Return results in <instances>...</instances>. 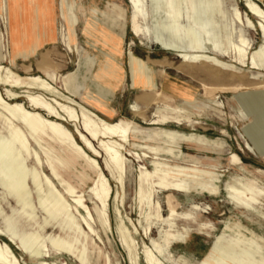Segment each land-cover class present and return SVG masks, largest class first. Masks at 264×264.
Instances as JSON below:
<instances>
[{"label": "rangeland", "instance_id": "1", "mask_svg": "<svg viewBox=\"0 0 264 264\" xmlns=\"http://www.w3.org/2000/svg\"><path fill=\"white\" fill-rule=\"evenodd\" d=\"M64 1L67 8L70 7L73 24L60 18L62 0H50L54 14L43 15L44 18L34 8L40 0H10L11 18L17 22L23 20L24 9L34 10V16L25 12L26 27L31 29L30 35L37 38L39 46L34 56L23 60L16 54L13 59L10 18L5 9L4 21L0 18V34L4 32L6 49L14 61L4 65L21 76L39 75L47 80L52 74L61 78L70 75L68 90L62 79L61 83L58 79L54 87L109 123L119 119L134 123L130 143L125 146L124 189L111 179L106 171L104 153L96 142H91L99 151L97 161L110 180L109 232L93 208L89 188L96 176L82 157L68 144L57 139H40L24 124L17 123L42 160L39 168L32 158L25 157L28 169L43 172L58 187L46 164L51 158L58 174L85 196L94 217L92 227L101 241L87 234L75 212L71 213L73 219L62 215L46 226L44 219L49 215L40 209L29 180V201L34 217L31 223L22 214L17 195L8 192L0 182V228L13 234L20 247L8 243L2 236L0 242L11 248L20 264H37L38 260L30 258V252L38 251L42 245L50 252L49 263L131 264L128 248L118 229L121 217L135 242L139 264H145V246L161 264H264V151L260 152L255 145L252 114L241 101V96L246 97L264 85V40L260 29L248 28L245 22L250 18L257 23L245 7V0H143L146 14L139 23L148 28L149 36H136L131 32L133 9L127 0ZM251 1L264 10V0ZM10 10L8 8V12ZM236 11L241 14L244 25L234 20ZM120 19L125 20V24ZM40 20L52 23L44 27ZM170 21L173 31L177 29L182 36L177 44L183 51L202 53L219 65L205 60L184 63L176 53L164 50L161 40L167 44L175 42L173 34L162 29ZM118 22L125 26L120 46L122 54L116 59L126 76L120 83L115 80V72L105 66L106 58L99 46L83 34L87 23L119 33L123 28ZM62 28L70 39L72 51L60 38ZM18 35L24 33L19 31ZM241 38L247 42L249 59L244 65L230 48ZM3 42L1 38L2 55ZM23 46L30 51L34 45ZM250 58L257 61L260 71L251 70ZM131 59L138 65H133ZM150 81L154 83L152 89ZM12 91L18 99L12 100L9 89L0 86L6 102L22 103L28 111L34 108L26 101L27 95L50 100L47 94L34 90ZM157 93L161 94L159 98ZM132 106L137 107V112ZM5 111L0 107L1 113ZM41 114L62 124L87 154L92 155L79 141L78 132L82 133L79 122L62 114L58 120L44 112ZM6 127L0 116V146L4 158L10 154L5 144ZM245 185L252 186L255 191L256 201L247 202L250 208L236 201L229 190V187L242 190ZM170 207L176 211V216L171 217ZM59 235L77 244L79 257L84 253L83 263L76 255L55 252L50 241ZM24 237L27 239L23 244ZM237 241L239 250L236 247L230 250V244Z\"/></svg>", "mask_w": 264, "mask_h": 264}, {"label": "bare ground", "instance_id": "2", "mask_svg": "<svg viewBox=\"0 0 264 264\" xmlns=\"http://www.w3.org/2000/svg\"><path fill=\"white\" fill-rule=\"evenodd\" d=\"M46 1L47 0H40V4L34 7L38 11V13L42 14V16L43 15L46 16L47 14ZM127 1L129 2L131 8L133 9V14L131 16L132 17L131 25H130L131 32L134 33L136 36H142V35L149 36L150 32L148 28L142 27L139 23V20L141 18H144V15L146 14L144 1L143 0H127ZM244 2H245V7L248 9L251 16L257 19V23L255 24L250 18H247L245 22L248 28L260 29L262 33V38L264 40V10L251 0H245ZM5 9L6 8L4 6L2 9V13H0V18H2L3 21H4ZM33 11L34 10L32 9L31 10L28 9L27 11L26 9H24L23 20L21 19V21L19 22H17V20H13L12 18H10L9 19L10 26H11V22H14L15 27L17 28L18 26V29H21L22 27H26V20H27V18L25 17L27 16L26 13L29 12V15L31 16L33 14L32 13ZM59 15L62 20H64L67 24H70L72 16L70 15V8L69 7L67 8V3H65L64 0H62L60 4ZM5 20L7 21L5 23L8 24V19L5 18ZM234 20L236 21V23L244 25V20L242 19V16L239 13V11H236ZM40 23L44 25L46 23V20L45 21L40 20ZM19 26H21V28H19ZM173 28L174 25L171 23V21L169 22L168 25L162 26V29L169 31L171 34H173L175 39V42H171L168 44L164 43L161 40L160 44L164 50L176 53L177 56L184 63L205 60L207 62L212 63L215 66L219 65V63L216 60L202 53H191L188 51H183L177 44V41H180L182 39V36L177 29L173 31ZM1 38L4 39V42L2 43L3 45L2 53L4 55L0 54V86L9 89V96L11 97L12 100L18 99L17 94L13 92L12 89L34 90L45 93L48 96H50V100L49 102H47L44 99H42L40 96L27 95L25 97L26 101L29 103V105H31L34 108V111H28L22 103L10 104L6 102L0 92V107L6 109L4 114L0 112V116L4 118V122L7 125V127L4 128V130H6L5 134L7 136V138L5 139L6 142L5 144L8 147V150L10 151V154L8 153L7 155L8 158H4L2 155L3 153H1L2 147L0 146L1 185L7 188L8 192L17 195V200H18L17 202L22 207V214L26 217L29 223H31L34 220V217L32 216V212H31V204L29 201L31 194L27 185V182L30 180L31 184L34 187L37 198L39 200L38 205L40 209L42 211H45L49 215L48 216L49 218L44 219L46 222V226L52 221L53 222L58 221V219L62 215L69 216L71 219H73L71 213L75 212L79 216L80 224L87 232V234L95 237L97 240H100L99 236L96 234V232L92 227V224H94V217L88 208V203L85 200V196L82 193L76 191L74 187H72L69 183H67L58 174V172L53 166V162L51 158L47 157L48 159L46 160V164L49 165L51 170V176L58 184V187L55 185V183H53V181L47 175L43 174V172L40 173L36 168L28 169L26 165L25 157L32 158L35 162V165L39 168L42 166V160L39 154L33 148H31L29 141L24 133L25 131L23 132L22 128H20L17 123L24 124V126H26L29 129L32 135L40 139L42 138H46L50 140L57 139L61 143L68 144L69 148L73 152H75L76 154L82 157V159L87 163V166L90 168V170L93 173H95L96 176V179L93 181L92 186L89 188V195L92 197L93 208L97 212L98 217L104 222L109 232H111V225L108 215L109 202L112 198L111 185H110V180L107 178L104 170L101 168L99 162L97 161V158L100 157V153L93 147L91 142H96L98 144L101 151L104 153L106 157V171L110 174L111 179L114 180L119 185V188L123 190L124 176L126 173V156L124 154L125 146L130 143V134L135 128V125L133 122L126 121L123 119H119L114 123H109L104 119L100 118L99 116H97L96 114H94L93 112H91L86 107L82 106L81 104H78L73 99L65 96L57 88L54 87V83H56L58 79L59 82L61 83V79H62L64 82L65 90H68L67 83L70 78V75H66L63 76V78H61V76L52 74L50 76V80H47L39 75H26V76L19 75L18 73L13 71L10 67L4 65L8 61L9 63H12L14 58L11 59L9 50L6 49V45H5L6 37L4 32L3 35L0 34V44H1ZM60 38L62 42L63 40L65 41L68 50L72 51L70 45L71 44L70 39L69 37L66 36L65 30L63 28L60 32ZM7 44H8V36H7ZM193 47L195 49H200L199 46H193ZM230 48L234 52V54L238 57V60L241 64L244 65L249 60L246 49L247 42L244 39L241 38L238 41V44L232 43ZM0 49H1V45H0ZM262 50H264V44L262 46ZM22 58L23 60H26L28 56L23 55ZM131 63H133V65L136 66L138 65V62H136L134 59H131ZM251 70L253 71L261 70L259 64L254 58L251 59ZM240 82L242 81H239L238 83ZM243 86L244 84H242V87ZM149 87L151 89L154 87L152 81H150ZM206 89L207 88L205 87V91ZM160 95H161L160 93H157L156 96L159 98ZM241 101L245 105L247 111L252 114L253 125L251 129L253 131L252 135L254 137V142L256 143L255 145L257 149L260 150V152L262 151L261 149H263L264 151V85L258 86L256 91H253L251 94H248V96L246 97L241 96ZM131 109L137 112L136 106H132ZM41 112L46 113L48 116H50V118L55 120H58L61 117L60 114H62L74 122H79L82 130V133L78 132L79 141L84 145L85 148L90 150L92 155L87 154L85 149L78 144L75 137L67 129H65L62 124L48 120L41 114ZM247 148L251 152H254L251 146L247 145ZM4 154L6 155V153ZM65 163H67V161ZM229 190L231 191L232 197L236 201L240 202L243 205H246L249 208L251 206L247 202L256 201V199L254 198L255 191L252 186L245 185L242 190L235 187H229ZM65 196L70 199L71 203H69V201L66 200ZM117 212L118 215L120 216L119 208L117 209ZM170 213H171V217L176 216V211L172 207H170ZM119 221H120V226L118 229L123 237L124 243L128 248L130 263L139 264V257H138V253L136 252L135 242L133 238L129 235L128 230L126 229L124 221L121 217L119 218ZM74 223L76 225V230L80 232L81 230L76 220H74ZM14 227L15 226H13V228ZM39 228L43 229L44 227L40 226ZM62 231L65 230L62 229ZM0 236L6 238L8 240V243L18 246V243H16L15 240L16 237L14 238L13 234H10V232L8 233L0 228ZM25 239L27 238L24 237L21 239L23 244L25 242L24 241ZM50 244L54 248L57 254L76 255L78 259L81 261V263L84 262V253L83 252L80 253V257H79V248L78 246H76L77 244L75 242L68 241V238L66 239V237L64 238L63 236L59 235L57 237H54L50 241ZM239 245L240 243L238 241L232 242V244H230L229 246V249L231 250L233 247L237 248L239 247ZM19 247L20 246H18V248ZM30 255H31L30 258L38 260L37 264H56V263H49L47 261L51 257L47 246L42 245L38 251L30 252ZM143 255H144L145 264H161L156 259V256L154 255L153 251L148 246L144 247ZM246 257H248V255ZM0 264H20L14 252L4 242H0Z\"/></svg>", "mask_w": 264, "mask_h": 264}, {"label": "crops", "instance_id": "3", "mask_svg": "<svg viewBox=\"0 0 264 264\" xmlns=\"http://www.w3.org/2000/svg\"><path fill=\"white\" fill-rule=\"evenodd\" d=\"M46 2H47L46 17L47 16L50 17L51 14H54L53 4H52V2H50V0H47ZM4 6L6 8V14L8 15L9 18H11L12 16H11V10H10V0L9 1L8 0L7 1L6 0H0V13H2V9ZM8 8L10 10L9 12H8ZM120 20L122 21V23L125 24V20H122V19H120ZM47 22H49V21H47ZM47 22L44 24V27H48V25L50 26V24L52 23L51 21L49 24ZM70 23H72V24L74 23L72 21V19H71ZM118 24L121 25L119 22H118ZM121 26L123 29H122V31H119V33H114L111 30H108V29L104 28V26H101L99 24L89 26V23H87V25L83 29V34L85 36H87L89 39H91L93 44H95L96 46H99L101 52L103 53L102 54L103 57L106 58L105 66H108V69H111L112 71L115 72V80L119 81L118 83L123 82L126 78L120 62L116 61V59L119 56H121V54H122V51H120V46H121V43L123 40L125 26H123V25H121ZM30 30H31L30 28L27 29L26 27H22L20 29V31H21V33L23 32L24 35L19 36L18 35V31H19L18 26L16 28L14 22H11V34L12 35L10 36V38L13 40L12 57H14V60L17 57V55L20 57H22L23 55H27L28 58H30V56L35 55L36 49L39 46V43L37 41V38H35V37L33 38L30 35V33H31ZM25 33H28V35H25ZM27 43L29 45H32V44L34 45L31 48L32 50L29 51V50H27V47L23 46L25 44L27 45ZM106 49H107V51H106ZM106 63H108V64H106ZM79 96H82V94H79ZM81 99L83 101H87L86 97L85 98L83 97ZM109 110L112 112V110L110 108H109Z\"/></svg>", "mask_w": 264, "mask_h": 264}]
</instances>
